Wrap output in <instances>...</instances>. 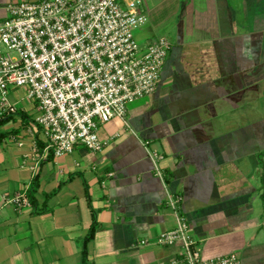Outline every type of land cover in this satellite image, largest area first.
Instances as JSON below:
<instances>
[{"label":"crops","instance_id":"0c3cea01","mask_svg":"<svg viewBox=\"0 0 264 264\" xmlns=\"http://www.w3.org/2000/svg\"><path fill=\"white\" fill-rule=\"evenodd\" d=\"M36 1L0 0V24ZM159 1L144 0L148 30L178 31L162 83L126 121L100 125L102 153L40 159L38 104L9 90L0 264H85L94 224L87 264H180L183 242L157 240L182 221L206 260L264 264V0Z\"/></svg>","mask_w":264,"mask_h":264},{"label":"built area","instance_id":"2783aa9c","mask_svg":"<svg viewBox=\"0 0 264 264\" xmlns=\"http://www.w3.org/2000/svg\"><path fill=\"white\" fill-rule=\"evenodd\" d=\"M142 7L143 0H38L9 8L0 24V112L11 88L27 90L38 104L40 159L73 154L79 145L102 153L108 142L100 125L126 121L132 103L159 90L172 44L160 38L141 50L135 33L149 23ZM180 242V264H242L237 254L206 260L183 221L157 240Z\"/></svg>","mask_w":264,"mask_h":264},{"label":"rangeland","instance_id":"374dc122","mask_svg":"<svg viewBox=\"0 0 264 264\" xmlns=\"http://www.w3.org/2000/svg\"><path fill=\"white\" fill-rule=\"evenodd\" d=\"M144 3V0H143ZM157 3H161L159 0H157ZM142 10L145 11V4L142 7ZM176 21L171 22L168 25L163 26L161 29L157 30L158 32L150 33L148 30L149 28L146 26L143 30H138L135 33V36L138 40V43L141 47V50H146L150 45L155 43L160 38H166L172 45L175 44V41L178 37L177 30L175 31V24Z\"/></svg>","mask_w":264,"mask_h":264},{"label":"trees","instance_id":"16d2710c","mask_svg":"<svg viewBox=\"0 0 264 264\" xmlns=\"http://www.w3.org/2000/svg\"><path fill=\"white\" fill-rule=\"evenodd\" d=\"M33 195H34V192L31 191L30 192V197H31L32 202L34 201L33 200ZM96 231H97V226H96V224H94L92 226V229L90 231V234H89L88 238L85 240V243H84V252H83V255H84V263L85 264H87V255H88V253H87V246H88L89 242H91L94 239L95 234H96Z\"/></svg>","mask_w":264,"mask_h":264},{"label":"flooded vegetation","instance_id":"af4514ba","mask_svg":"<svg viewBox=\"0 0 264 264\" xmlns=\"http://www.w3.org/2000/svg\"><path fill=\"white\" fill-rule=\"evenodd\" d=\"M171 50H172V48H171Z\"/></svg>","mask_w":264,"mask_h":264}]
</instances>
